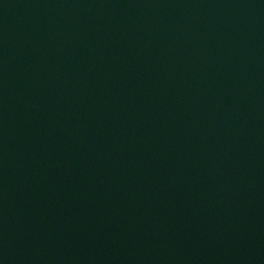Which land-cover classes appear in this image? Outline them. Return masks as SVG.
I'll use <instances>...</instances> for the list:
<instances>
[{"label": "water", "instance_id": "water-1", "mask_svg": "<svg viewBox=\"0 0 264 264\" xmlns=\"http://www.w3.org/2000/svg\"><path fill=\"white\" fill-rule=\"evenodd\" d=\"M0 264H264V0H0Z\"/></svg>", "mask_w": 264, "mask_h": 264}]
</instances>
